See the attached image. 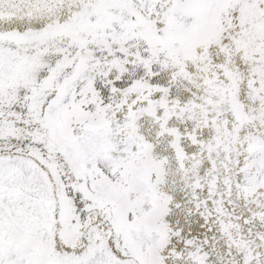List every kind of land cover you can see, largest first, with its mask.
Instances as JSON below:
<instances>
[{
  "label": "snow or ice",
  "instance_id": "6c2138e0",
  "mask_svg": "<svg viewBox=\"0 0 264 264\" xmlns=\"http://www.w3.org/2000/svg\"><path fill=\"white\" fill-rule=\"evenodd\" d=\"M0 264H264V0H0Z\"/></svg>",
  "mask_w": 264,
  "mask_h": 264
}]
</instances>
